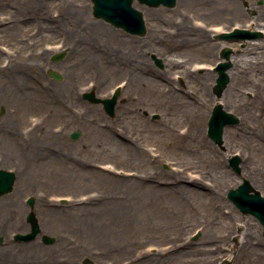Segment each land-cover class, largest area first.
<instances>
[{
    "label": "rangeland",
    "instance_id": "374dc122",
    "mask_svg": "<svg viewBox=\"0 0 264 264\" xmlns=\"http://www.w3.org/2000/svg\"><path fill=\"white\" fill-rule=\"evenodd\" d=\"M133 4L143 12L144 35L97 18L91 0H0V168L17 174L13 190L0 194V204L12 202L15 207L14 214L0 216V264H32L23 257L30 251V255L36 252L38 264H264L262 224L228 197V190L238 186L250 169L252 185L264 196V143L256 144V138L249 136L220 145L207 133L218 98L213 91L218 76L213 65L220 60L223 48L230 46L232 59L243 61L252 47L249 42L259 44L252 54L261 60L256 64L261 86L253 89L264 92V34L240 41L218 37L223 29L211 28L221 25L228 30L233 23L242 27L248 20H264V0H233L234 8L219 15L210 14L202 9L209 5L195 0L182 4L177 0L174 6H150L138 0ZM187 11L188 26L182 22ZM90 22L101 23L114 35L109 40L104 32L94 33ZM202 29L213 42L209 49L213 56L203 55L207 50L198 48L206 38ZM94 43L95 51L91 49ZM58 52L64 56L53 60ZM199 63L204 65L198 68ZM188 68L195 72L187 75ZM206 68L216 76L204 86ZM50 70L61 77H52ZM137 75L142 77V88L132 85ZM155 79L160 85L175 87L178 95L174 101L170 103V92L153 88ZM121 81L129 83L121 88L114 113L84 96L94 91L96 96L108 97ZM235 86L252 98L245 77ZM71 91H80L79 96L71 97ZM193 97L201 100L196 106L200 113L208 112L204 136L232 176L230 185L220 189L222 199L218 201H210L205 189L179 192L166 199L156 192L155 196L150 186L153 181L170 188L186 183L193 186L179 180L177 173L184 171V163L192 169L182 172L184 178L215 186V179L203 173L208 167L202 171L197 162L202 151L192 154L179 148L194 142L189 108L182 101ZM224 109L239 116L238 123L226 127L236 125L246 134L251 131L246 106ZM167 111L175 115L170 119ZM19 115L25 119L14 122L12 128L25 145L18 152L31 158L24 174L18 172L15 156L4 158L9 128L5 121L10 123ZM42 120L30 140L25 133ZM188 125L190 134L183 143L174 142L166 131ZM259 125L264 136V118ZM162 126L164 130H160ZM44 129L53 135L38 137ZM73 131L80 132L78 138L71 137ZM124 141L132 146H123ZM233 153L242 160L240 172L230 164ZM31 156H36V161ZM106 163L113 169H105ZM30 196L35 198L42 233L54 236L53 243L46 244L43 234L30 241L14 239L15 233L30 230ZM125 212L128 215L124 216ZM225 216H230L232 225ZM246 221L252 224L253 234L243 245L240 240L244 239L241 232Z\"/></svg>",
    "mask_w": 264,
    "mask_h": 264
},
{
    "label": "bare ground",
    "instance_id": "6f19581e",
    "mask_svg": "<svg viewBox=\"0 0 264 264\" xmlns=\"http://www.w3.org/2000/svg\"><path fill=\"white\" fill-rule=\"evenodd\" d=\"M199 3H204L209 5V6H203L202 9H207V11H209L210 14L213 15H219V14H225L227 12H230L233 7L232 1L233 0H195ZM182 2H184V0H179V3L182 4ZM162 12V11H160ZM158 12V13H160ZM189 11H187V13H183L182 15V22L186 23V26H188L190 24V16H189ZM92 24V26L94 27V30L91 29V31H93L94 33H96L95 31L97 30L98 32H104L103 35L105 37H107L109 40L110 38H112V36L114 35V33L111 31L110 28L102 25L99 22H90ZM247 25L249 26V29L252 30V28L254 27H262L264 28V20L261 18H258L257 21H247ZM100 24V25H99ZM219 24V23H217ZM234 24V23H233ZM216 25V24H215ZM213 31H220V29H223L222 31H225V26L223 28V26L221 25H216L214 27L211 28ZM153 30L157 31L158 29L156 27H153ZM202 31L205 34V39H203L202 41H200L201 44H199L198 48L202 49V50H207L206 52L203 53V55H207V56H213V49L209 50L210 48H212V44L213 42L210 40L209 34L205 29H202ZM108 32V33H107ZM186 42L190 41L189 38L185 39ZM205 42V44L203 43ZM248 42V41H246ZM249 42V46H252L251 48H248V57L246 59H244L243 61H240L238 59H236L235 61L232 59L231 57V62H232V67L228 70V73L230 75V82L228 83L226 89L222 92L221 96L217 98V102L221 103L224 107H236V108H242L244 106L247 107V111L249 113V120L247 121L248 124V128H250V132L248 134L246 133H242V130H237L236 125L235 126H229L226 127L224 129V133H223V145H228L232 143L233 138H240V139H244V138H248L249 136L252 137V139L256 138V144H260V142L264 143V136L262 135L261 131H258L259 128V124L262 120V118H264V92H259L257 93L256 91H254L253 87L255 85L261 86V82L260 80H258V75H260V73H258L257 68H256V64H258L261 60L258 59V57L254 54H252V50L257 47L259 44L256 45V41ZM96 43L91 44V49H93L94 51L97 49L96 47ZM219 46V45H218ZM248 46V47H249ZM257 59V60H256ZM202 62H207V61H202ZM204 64L203 63H199L198 64V68L202 67ZM212 66V65H211ZM16 68V67H14ZM209 68H212L209 66ZM198 71L200 69H197ZM207 73L205 74L206 77H203V85L207 86L210 83V80L213 79V77H215L216 75H212L210 74V69H207ZM195 72V69L192 68H188V70H186V74L187 75H191ZM209 73V74H208ZM245 77L249 83V87L246 88V91L251 92L252 94V98H248L246 97L243 92L236 88V81L240 78ZM127 82L124 86H128ZM142 84H143V80L142 77L140 75H137L135 77V79L132 81V85L142 88ZM161 92H170V95H168V97L170 98V103L171 101H174V98L178 95L175 87L173 86H169L167 87L166 85H160L159 82H157V80L155 79V82L153 84V88L156 87V89L158 88ZM163 90V91H162ZM79 92L75 93L72 92L70 93V96L75 98L74 96L78 97L79 96ZM169 94V93H168ZM184 94H191V93H184ZM190 98V96H189ZM184 104H186L184 107H188V120L190 123H188L189 125L193 126V130L192 132L194 137H193V143H183L185 139H187V136L190 134L189 133V129L190 126L188 125L186 128L182 127L180 129H175L173 132L170 129H166V131L168 132V134L173 138V141L176 143H183L181 145V147H179L180 149L190 152L192 154H196V153H202V155H197L196 157L198 158V163L200 164L199 166L201 167L202 171L204 169H206L208 167V169L205 170V172H203L204 174H207V172L211 175L212 179H215V186L210 187L205 184L202 183V180L199 179H186L182 176V172L184 171H188V173L192 170L190 167L191 165L189 163H184L181 164L182 168L181 170H184L182 172L177 173L181 179H179L180 181H188L189 183H191L193 186H188L187 183L184 185V183L182 185H184V187H178V186H173L170 188V186H163L158 184L157 182L154 183V181L150 184L151 189H152V193L155 195V192L163 197L168 199V196H172V194H179V192H187V191H194V190H204L205 192H203L204 194L208 195V198L210 199V201L214 198H216V200L218 201V199H220V189H222L223 187L229 186L230 185V180L232 179V176L230 174L227 173V171H225L223 169L222 166V159L220 158V155L218 153V151L215 149V147L209 142L207 141L206 137L204 136L203 133V125L206 122V118L208 116V112L206 111H202L200 113L199 108H196V106H199L201 100L195 99L194 97L192 99L189 100H182ZM202 103H204V100H202ZM244 105V106H243ZM166 115L171 119L174 115L175 112L174 111H167ZM10 116V115H9ZM11 117V116H10ZM20 119H25V117L23 116H17L15 118V120L11 121L10 123H7V126H9V128L6 130L5 133V139L8 142V146L7 151L5 150V155L4 158L6 157H11L12 155L15 156V158H17V160H19L18 164V172L20 174H24L26 170H28V162H30L31 158H27L22 152H18L20 151L19 149H21L25 143L24 140H21L20 135L12 128L14 122H18ZM44 120L40 121L39 123L35 124V127L33 130H30L29 132L25 133L27 136H31L33 134H36L38 132V127L43 123ZM202 123V125H200ZM169 123L167 122L166 125H168ZM164 126H162V129L160 130H164L163 129ZM36 129V133H34L33 131H35ZM23 132V131H22ZM24 133V132H23ZM40 136H43L42 138H47L52 136L53 134L49 133L46 129H44V133L38 134ZM32 140V137H30ZM34 140H36L37 137H33ZM40 141H42V139H39ZM163 146H165V141L163 140L162 143ZM123 146H132L130 145V143H128L127 141H124ZM155 148H152V150H155ZM8 153V154H6ZM16 153V154H15ZM33 159L32 161H36V156H31ZM232 157V155L229 156V158ZM242 162V160H241ZM240 162L239 166H242V163ZM24 165L23 168H21ZM197 165V164H196ZM209 165V166H207ZM243 166L246 168V163L243 160ZM205 167V168H203ZM248 170V169H247ZM249 175L246 176V179L248 181L251 182V178L250 176H252L253 171L250 169L248 170ZM110 173V172H108ZM251 180H250V179ZM254 178V177H253ZM17 179V178H16ZM140 179V178H138ZM252 183V182H251ZM178 185V184H177ZM254 189H256L253 186ZM258 190V189H256ZM156 196V195H155ZM222 196V194H221ZM222 199V198H221ZM3 201V200H2ZM4 204H0V216H2V214L4 213H10V214H14L15 213V207L14 204L12 202H3ZM111 206H109L110 208ZM35 208V207H34ZM123 215H128L127 212L123 213ZM232 216V215H231ZM228 218L229 224L232 225L231 223V219L230 216H225ZM40 221V220H39ZM233 221V219H232ZM14 223V222H13ZM243 226V231L241 233L244 234V239L240 240V244H246V239L247 237L251 236L253 234V230H252V224L250 223V221H246ZM42 228V227H41ZM42 231V229H41ZM239 244V243H238ZM30 252H24V259L28 260L30 263L32 264H38L37 260H34L37 258L36 256V252H33L30 255ZM207 264H211V262H208Z\"/></svg>",
    "mask_w": 264,
    "mask_h": 264
},
{
    "label": "water",
    "instance_id": "95a60500",
    "mask_svg": "<svg viewBox=\"0 0 264 264\" xmlns=\"http://www.w3.org/2000/svg\"><path fill=\"white\" fill-rule=\"evenodd\" d=\"M93 12L98 18H103L106 21L111 22L116 27L124 28L126 31L134 34L144 35L147 31L146 23L144 20L143 12L133 6L134 0H92ZM141 3H146L150 6H159L164 4L166 6H174L177 0H139ZM244 31V32H243ZM243 31H235L234 33H223L220 37H231L239 35L256 36L254 33ZM228 51L225 52V56H228ZM64 53L56 54L53 59L59 60L63 57ZM156 57V56H155ZM158 65L163 66L162 60L156 57ZM229 62H222L218 65L219 76L217 82L214 85V92L220 96L223 90L226 88L229 82V75L227 69L230 67ZM50 74L58 79L61 77L60 73L55 70H50ZM91 101L104 102L105 108L108 112L114 113L115 104L117 102V94L111 98L100 99L94 95L93 92L86 93L85 95ZM239 122V117L231 112H227L223 109L221 104L214 106L212 115L209 119L208 134L219 144L223 142L224 127L227 124H234ZM80 132H73L72 137L78 138ZM240 157L233 156L230 159V163L233 168L240 171L239 167ZM16 180V174L14 171L0 168V194L6 193L12 190L14 182ZM229 198L236 204V206L246 214H252L256 216L263 225L264 235V196L253 188L250 181L244 179V181L236 188H231L228 192ZM35 202L34 197H30L28 203L33 206ZM27 220L31 223L32 230L26 234H17L16 238L19 240H31L36 238L40 232V224L34 210L30 211L27 215ZM43 240L46 243H53L55 238L53 236L44 235ZM2 237H0V242Z\"/></svg>",
    "mask_w": 264,
    "mask_h": 264
}]
</instances>
